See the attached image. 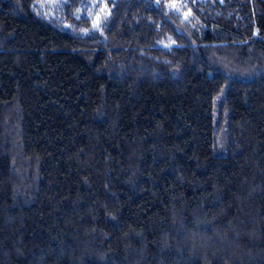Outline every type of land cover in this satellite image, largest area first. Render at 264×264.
<instances>
[{"label": "trees", "instance_id": "16d2710c", "mask_svg": "<svg viewBox=\"0 0 264 264\" xmlns=\"http://www.w3.org/2000/svg\"><path fill=\"white\" fill-rule=\"evenodd\" d=\"M0 264H264V0H0Z\"/></svg>", "mask_w": 264, "mask_h": 264}, {"label": "rangeland", "instance_id": "374dc122", "mask_svg": "<svg viewBox=\"0 0 264 264\" xmlns=\"http://www.w3.org/2000/svg\"><path fill=\"white\" fill-rule=\"evenodd\" d=\"M176 3H177V5L180 7V3H179L178 1H177Z\"/></svg>", "mask_w": 264, "mask_h": 264}]
</instances>
